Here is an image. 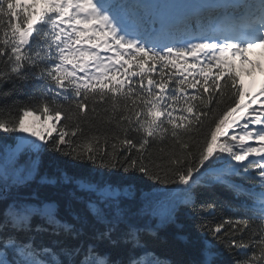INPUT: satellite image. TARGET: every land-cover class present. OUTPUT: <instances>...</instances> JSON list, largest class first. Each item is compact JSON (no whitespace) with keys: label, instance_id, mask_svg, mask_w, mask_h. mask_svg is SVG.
<instances>
[{"label":"snow or ice","instance_id":"obj_1","mask_svg":"<svg viewBox=\"0 0 264 264\" xmlns=\"http://www.w3.org/2000/svg\"><path fill=\"white\" fill-rule=\"evenodd\" d=\"M128 7L0 0V132L34 138L0 164V264H171L151 244L182 213L190 264H223L220 247L264 264V0L195 6L167 43L150 19L130 29ZM47 151L93 168L42 172ZM141 174L163 187L134 206ZM216 185L240 200L228 216L199 198Z\"/></svg>","mask_w":264,"mask_h":264},{"label":"trees","instance_id":"obj_2","mask_svg":"<svg viewBox=\"0 0 264 264\" xmlns=\"http://www.w3.org/2000/svg\"><path fill=\"white\" fill-rule=\"evenodd\" d=\"M108 2H116V0H108ZM118 2H122L129 5L128 8L123 9L121 11V13H124V15L126 17H129V19H137L138 21L140 17H143L144 19L148 17V19H150V16L146 14V11H149L148 9L150 8L147 6H142L143 2L140 3L141 1L137 0H118ZM133 5H135L136 7H132ZM16 98H18L19 100H24L26 99V96L24 94L17 93ZM0 103H3V101H0ZM61 123H63V121H61ZM15 137H18V134L0 132V164L4 163L7 160L8 152L10 151V149L15 147ZM54 138L55 136L53 137V139ZM41 163L42 172H51L55 167L59 166L64 168L67 175L76 178L86 176L88 170L93 168V166L89 163L73 161L70 160V158L68 157H64L58 153H53L51 151H47L43 154L41 158ZM96 171H104L105 174H108L107 170L97 168ZM120 175H122V173H120ZM3 183V180H0V187L3 186ZM70 187L71 186L66 187L64 191L66 192ZM160 187L163 186L156 184L154 181L144 179L141 174L140 181L136 183V190L134 193L136 199L134 206H138L142 202L143 197L147 196L150 191H155L157 188ZM199 191V198L201 200L214 201L217 207L223 211V214L225 216H228L231 213L228 211L227 207L221 208L223 202L231 201L237 204L240 203V200L235 199L231 191L227 190L225 187L220 185H216L212 189L202 188ZM52 194L63 196V193L58 194L53 192ZM74 206L78 209H83V205L77 204ZM0 207H2V205H0ZM220 218V215H217L213 223L219 221ZM138 223L141 226H149L154 225L156 221L154 219L150 220L149 218H143L139 220ZM177 224L181 227H177V225H171L163 229L160 232L161 241L152 243L151 247L154 249L158 256L169 260L171 264H190V262H193L199 258V238L197 237V234L194 231L193 221L188 215L182 213L178 218ZM181 234L190 237L188 243L177 239V237ZM219 251L222 253L221 259L223 261V264H232V257L222 247L219 248Z\"/></svg>","mask_w":264,"mask_h":264},{"label":"rangeland","instance_id":"obj_3","mask_svg":"<svg viewBox=\"0 0 264 264\" xmlns=\"http://www.w3.org/2000/svg\"><path fill=\"white\" fill-rule=\"evenodd\" d=\"M174 1V0H173ZM175 2L176 3H178L177 4V6H176V8H174L173 9V11H175V10H177L178 9V7L181 5V6H184V7H188L189 6V1L188 0H175ZM173 11H172V13H173ZM169 13V12H168ZM179 16V15H178ZM165 17V16H164ZM163 18H160L159 19V22H160V24H162V20ZM156 36V34L153 36V39H154V37ZM253 59H257V60H259V61H261V62H264V56H262V55H253ZM260 79H261V77H260V74H259V72H257V76H256V81H257V86H260L259 85V82H260ZM245 80L247 81L248 80V77H246L245 76ZM256 85H255V87H257ZM258 89H259V87H257ZM256 88V89H257ZM259 105H257L256 107H258ZM18 136H19V134H18ZM32 139H34L33 137H32ZM10 156V151L8 152V155H7V158Z\"/></svg>","mask_w":264,"mask_h":264},{"label":"bare ground","instance_id":"obj_4","mask_svg":"<svg viewBox=\"0 0 264 264\" xmlns=\"http://www.w3.org/2000/svg\"><path fill=\"white\" fill-rule=\"evenodd\" d=\"M260 52L261 50L258 49L256 55H261ZM19 136H25L27 139H32V137H28L27 134H19Z\"/></svg>","mask_w":264,"mask_h":264}]
</instances>
